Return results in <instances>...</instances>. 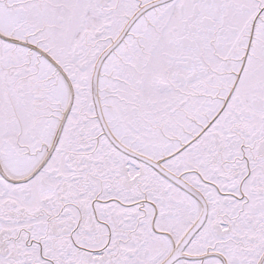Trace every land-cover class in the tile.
I'll use <instances>...</instances> for the list:
<instances>
[{
    "label": "snow or ice",
    "instance_id": "1",
    "mask_svg": "<svg viewBox=\"0 0 264 264\" xmlns=\"http://www.w3.org/2000/svg\"><path fill=\"white\" fill-rule=\"evenodd\" d=\"M0 264H264V0H0Z\"/></svg>",
    "mask_w": 264,
    "mask_h": 264
}]
</instances>
